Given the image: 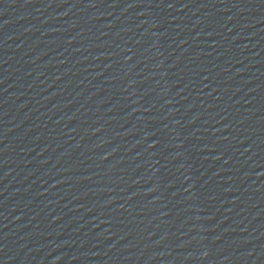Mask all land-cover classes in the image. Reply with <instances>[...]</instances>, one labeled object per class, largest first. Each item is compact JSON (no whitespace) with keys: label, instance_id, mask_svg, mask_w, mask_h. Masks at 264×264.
Instances as JSON below:
<instances>
[{"label":"water","instance_id":"95a60500","mask_svg":"<svg viewBox=\"0 0 264 264\" xmlns=\"http://www.w3.org/2000/svg\"><path fill=\"white\" fill-rule=\"evenodd\" d=\"M0 264H264V0H0Z\"/></svg>","mask_w":264,"mask_h":264}]
</instances>
